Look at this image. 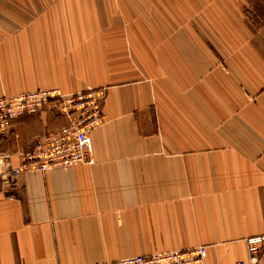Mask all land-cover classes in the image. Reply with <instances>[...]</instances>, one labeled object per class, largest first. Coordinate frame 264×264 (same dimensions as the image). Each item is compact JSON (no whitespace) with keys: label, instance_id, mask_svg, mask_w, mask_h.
<instances>
[{"label":"crops","instance_id":"0c3cea01","mask_svg":"<svg viewBox=\"0 0 264 264\" xmlns=\"http://www.w3.org/2000/svg\"><path fill=\"white\" fill-rule=\"evenodd\" d=\"M105 3L0 0V98L108 87L94 165L31 170L8 188L0 176V264L199 246L206 264L249 262L248 240L264 236V21L253 25L247 0H217L209 45L193 33L194 47L162 51L160 80L138 81L108 55L122 40L110 42ZM64 123L52 107L16 119L0 132V174Z\"/></svg>","mask_w":264,"mask_h":264},{"label":"built area","instance_id":"2783aa9c","mask_svg":"<svg viewBox=\"0 0 264 264\" xmlns=\"http://www.w3.org/2000/svg\"><path fill=\"white\" fill-rule=\"evenodd\" d=\"M102 90H86L66 94L59 89L37 90L0 98V132L10 128L16 119L36 115L52 107L64 118L56 132L38 138L33 149L22 153L18 167L7 164L0 174L4 185L15 186L24 172L46 173L56 168L92 166L95 163L91 133L105 121ZM264 236L248 240L250 260L237 264H257L263 251ZM207 248L199 246L148 256H132L95 264H206Z\"/></svg>","mask_w":264,"mask_h":264},{"label":"rangeland","instance_id":"374dc122","mask_svg":"<svg viewBox=\"0 0 264 264\" xmlns=\"http://www.w3.org/2000/svg\"><path fill=\"white\" fill-rule=\"evenodd\" d=\"M215 1L217 0H106L105 13L111 20L110 25H106V32L111 36V43L113 39L122 40L121 49L117 50L118 46L108 47L110 59L129 60L131 65L127 66L128 74L136 75L138 81L155 80L146 73L159 75L157 78L160 80L162 60L168 59L163 57L162 51L167 48L172 52L194 47L193 33H197L198 41L209 45V26L204 14ZM247 1L251 4L245 13L250 14L253 25L258 28L264 21V0ZM132 42L137 52L136 59L133 57ZM151 51L154 53L153 57L149 56ZM107 88L99 90L106 93Z\"/></svg>","mask_w":264,"mask_h":264}]
</instances>
